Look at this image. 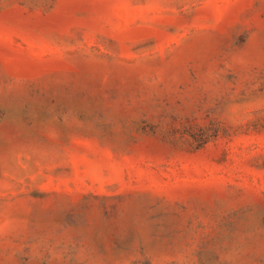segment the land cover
<instances>
[{
	"label": "rangeland",
	"instance_id": "1",
	"mask_svg": "<svg viewBox=\"0 0 264 264\" xmlns=\"http://www.w3.org/2000/svg\"><path fill=\"white\" fill-rule=\"evenodd\" d=\"M0 264H264V0H0Z\"/></svg>",
	"mask_w": 264,
	"mask_h": 264
}]
</instances>
